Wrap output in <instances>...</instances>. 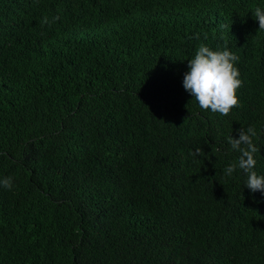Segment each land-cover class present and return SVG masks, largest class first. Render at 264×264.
<instances>
[{
	"label": "trees",
	"instance_id": "1",
	"mask_svg": "<svg viewBox=\"0 0 264 264\" xmlns=\"http://www.w3.org/2000/svg\"><path fill=\"white\" fill-rule=\"evenodd\" d=\"M256 7L0 0V264H264V192L224 171L253 126L264 175ZM201 43L239 57L227 116L183 86Z\"/></svg>",
	"mask_w": 264,
	"mask_h": 264
},
{
	"label": "clouds",
	"instance_id": "2",
	"mask_svg": "<svg viewBox=\"0 0 264 264\" xmlns=\"http://www.w3.org/2000/svg\"><path fill=\"white\" fill-rule=\"evenodd\" d=\"M34 2H38V0H34ZM253 14L259 22V31L264 30V8L256 7ZM59 19V16H55L50 21L48 17H44L41 24L50 26L51 23ZM194 38L199 39L200 33H196ZM204 39H207L206 34ZM238 60L239 57L230 51L227 45L218 50H213L203 43L199 45L194 58L189 60V71L184 75L183 86L194 97L201 109L227 116L233 108L240 106L238 90L244 82L240 79L241 73L236 66ZM238 132V139L232 135L228 137L227 142L230 149L238 152L239 156L235 162L225 168V174L232 176L239 169L247 175L245 184L247 188L253 193L264 192V175H258L254 170L257 163L255 154L260 151L254 143L257 131L255 127L250 126L247 129L242 127ZM203 154V150L200 148H197L193 153V155L201 156ZM0 186L11 190L12 177L0 180Z\"/></svg>",
	"mask_w": 264,
	"mask_h": 264
},
{
	"label": "rangeland",
	"instance_id": "3",
	"mask_svg": "<svg viewBox=\"0 0 264 264\" xmlns=\"http://www.w3.org/2000/svg\"><path fill=\"white\" fill-rule=\"evenodd\" d=\"M260 4V3H259Z\"/></svg>",
	"mask_w": 264,
	"mask_h": 264
}]
</instances>
